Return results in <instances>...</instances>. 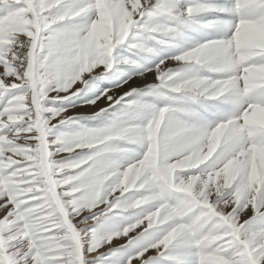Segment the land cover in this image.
<instances>
[{
  "label": "snow or ice",
  "instance_id": "6c2138e0",
  "mask_svg": "<svg viewBox=\"0 0 264 264\" xmlns=\"http://www.w3.org/2000/svg\"><path fill=\"white\" fill-rule=\"evenodd\" d=\"M0 264H264V0H0Z\"/></svg>",
  "mask_w": 264,
  "mask_h": 264
}]
</instances>
